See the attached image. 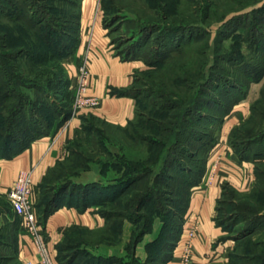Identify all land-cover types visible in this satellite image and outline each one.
Returning a JSON list of instances; mask_svg holds the SVG:
<instances>
[{"label":"trees","instance_id":"1","mask_svg":"<svg viewBox=\"0 0 264 264\" xmlns=\"http://www.w3.org/2000/svg\"><path fill=\"white\" fill-rule=\"evenodd\" d=\"M107 1L99 0L103 25L110 36L111 30L123 28L124 31L118 39L111 37L115 52L123 59L141 60L145 70L166 69L177 81L178 91L180 85L186 83V90L181 91L187 95L188 102L184 103L183 97L177 98L174 94L169 101L163 97L164 93H159L158 97L163 98L165 104L153 100L150 103L152 108L146 113L138 112L141 99L151 101L154 98L152 93H145V90L136 87L139 69L135 70L131 86L117 93L130 94L136 99L134 118L137 117L138 123H144L150 129L143 135L136 133L135 138L146 146L148 154L146 159L122 161L121 168H114L119 174L106 182L95 181L83 185L82 190H74L77 184H73L66 166H71L74 158L83 157L86 150H72L71 146L77 143V139L69 143L66 148L69 156L61 158L40 184V197L36 204L39 221L43 225L48 215L63 204L78 209L93 205L104 218V225L65 232L56 244L58 263L164 264L170 259L182 232L191 188L203 178L208 155L216 144L224 119L248 95L250 84L261 82L259 96L250 105L251 112L244 122L234 128L230 141L238 158L253 162L256 179L252 187L244 192L223 184L215 214L217 224L226 232L225 237L234 242L228 250V264H258L260 255L252 252L260 242L251 240L250 235L259 229L264 230V203L261 202L264 197V170L259 166L260 162H264V4L258 9L262 14L257 10L240 12L217 31L215 41L218 43L234 35L246 43L250 56L247 59L242 56L240 64H235L234 60L231 62L236 65L238 73L219 68L214 74L212 69L203 82L204 86L196 91V84L188 85L187 73L190 71L182 64L191 59L192 46L208 36L205 26L198 24L197 20H170L169 17L178 12L165 1L160 14L164 22L160 18L158 22L153 18L141 21L137 16H125L110 29L109 25L117 19L106 17ZM81 2L0 0V18H6L11 23L0 35V159L10 158L34 139L55 132L70 117L72 84L64 59L79 44ZM209 8L206 4L204 10ZM220 84L221 92L215 95L214 90ZM66 97L70 99V104L62 100ZM170 109L175 112L167 114ZM134 118L126 125L118 126H130ZM92 119L110 124L92 115L82 117L81 127L88 135V143L94 131L89 126ZM96 142L101 143L100 139ZM51 175L55 179L53 184L48 183ZM228 193L245 195L233 204L232 216L224 220L222 205ZM8 207L11 208L10 205ZM157 218L162 226L157 237L146 243V257L141 260L136 255L135 246L144 234L150 232ZM17 220L0 226V245L10 247L14 258L19 260L16 255ZM126 220L133 225L129 240L124 245V255L99 256L89 251L87 245L118 244ZM226 221H233L229 225L233 232L227 230ZM237 223L242 224L238 226ZM86 234L90 235L88 239ZM249 244L248 252H237V247ZM82 256L84 259L80 260ZM12 259L13 256L0 257V261Z\"/></svg>","mask_w":264,"mask_h":264},{"label":"crops","instance_id":"2","mask_svg":"<svg viewBox=\"0 0 264 264\" xmlns=\"http://www.w3.org/2000/svg\"><path fill=\"white\" fill-rule=\"evenodd\" d=\"M80 8L79 44L64 59V63L72 84L78 66L84 60L87 61L91 74L88 94L98 97L100 104L94 109L81 110L66 126L34 139L12 157L0 159V197L4 200H7L6 192L12 186L18 171L30 170L34 187L32 198L37 204L43 178L64 156L69 143L85 135L81 127L82 117L92 115L110 124L124 126L135 116L136 99L130 94L117 92L131 86L134 71L145 68L144 63L139 59H123L115 52L108 29L103 25L104 16L99 0H82ZM252 91L253 87L250 86L248 95L239 101L224 119L216 144L208 155L203 178L191 188L178 243L173 248L170 259L164 264H179L185 231L195 217H198L199 227L193 240L190 264H228V250L234 242L225 237L226 232L215 220L216 204L223 184L230 185L238 192H244L252 187L256 179L253 162L238 158L230 145L234 128L244 122L251 112L250 105L255 97ZM95 207L90 205L78 209L73 205L63 204L45 219L43 227L50 238V256L55 264H59L56 244L65 232L83 227L95 229L104 225V218L96 212ZM13 219L17 220V216L11 208L1 205L0 226ZM132 225L127 220L124 222L122 239L118 244L99 243L86 247L99 256L124 255V245L129 240ZM161 226V221L155 219L150 232L144 234L136 244L135 252L141 260L146 257V243L157 237ZM16 236V255L19 260L24 264L26 260L37 263L38 258L31 237L21 231L19 220Z\"/></svg>","mask_w":264,"mask_h":264},{"label":"rangeland","instance_id":"3","mask_svg":"<svg viewBox=\"0 0 264 264\" xmlns=\"http://www.w3.org/2000/svg\"><path fill=\"white\" fill-rule=\"evenodd\" d=\"M165 1H167L168 4L170 3L173 10L177 9L176 12H178L177 15L170 16V20L175 19V22H191V20H197L196 22H198V24L205 26L208 30V36H205L204 39H201L200 42H197V44L192 46L191 51L193 55H191V59L189 60L187 55L188 60L182 64L184 69H188L190 71L187 73L189 81L188 85L196 84V91L199 90L202 86H204L203 82L208 79V74L212 69L215 71L214 74H217L219 68H226L237 74L238 70L235 68L236 62L239 63L242 56H244L243 59H247L250 56L245 48L246 43L242 42L241 38L235 35L225 39L222 43H218L215 41L217 31L222 28L223 24L227 20L237 14H240V12L242 14L252 12V10L258 11V9L263 6L264 0H108L106 3L107 7L105 8L107 13L106 17L109 20L111 18L117 19L116 22L109 25V28L111 29L115 27L125 18V16H137L141 21L153 18L154 21L156 20L158 22L160 18L161 22H164L165 20H162L160 14L161 7L165 4ZM206 4L210 6L208 11L204 10ZM193 9L197 10L192 11ZM258 13L262 14V11L261 13L258 11ZM7 20L8 19L6 18H0V35L5 31L6 27L11 24ZM122 29L123 28L111 30V37L114 39L120 38L121 34L124 35V31ZM232 60L235 62L234 65L231 63ZM136 74V87L142 88L146 91L145 93H152V97L154 98L151 101L141 99L137 106L138 112L143 111L146 113L150 108H152L150 103L153 100H157L159 103L161 102L162 104H165L164 99L158 97L159 93H164L166 97H163L165 99L168 98L169 101L174 98V94V96L177 95V98L178 96L179 98L183 97V100L185 101L184 103L188 102L187 95L185 92L183 93L181 91L186 90L184 89L186 83L181 84V89L178 91L176 88L177 81L174 80V76L170 75L166 69H139ZM169 77H171V79H169ZM261 84V82L260 84H250V86L253 87L252 94H255L254 99L259 96ZM218 91L221 92V84L214 90L215 95L219 94ZM68 97L62 99L66 104L67 102L70 104V99ZM173 112H175L174 109L166 111L167 114H172ZM136 120L137 117L134 118L132 125L127 127L110 125L100 121L99 119H92L91 124L88 123V125L90 124L89 126H91L94 130L91 133L92 135L89 143L87 142L88 135L85 134L80 139H77L76 144L73 143L71 146L72 150L75 151L79 149L83 151L85 149L86 151L84 152V156L74 158V161H71L72 165L66 166V170H69V176L73 184H77L74 187V190H82L81 187L83 185L91 182H106V180L113 178V176L118 173L115 169L121 168L120 164L122 161L127 162L128 160L137 161L146 159L148 154L146 146L141 142H137L135 134L141 133L143 135L145 134V131L150 128L144 123H138ZM164 123L167 124V122ZM97 139H100L101 143H97ZM103 148H105V150H103ZM115 154H117V157L114 156ZM63 155L62 159L69 156L67 149ZM259 166L261 167V170H264V162H260ZM123 168L126 169V167ZM52 178L53 176L51 175L48 183H55V179L53 178L54 180H52ZM243 195H245V193H236L235 195L228 193L224 197L225 202L222 205L224 220H226L229 216H232V211H234L232 210L233 204L235 205L236 202H239L240 196ZM261 202L264 203V197L261 198ZM9 204V201L0 197V206H9ZM230 222L231 221H226L225 226L228 227L227 230L229 232H233L229 229V225H231L233 221L232 223ZM237 224L238 226H241L242 223ZM85 236L87 237L86 239L90 237L89 234H86ZM250 238H252L251 240H254V242H260V245L257 246L256 250L254 249L252 253L260 255V261H258V264H264V230L259 229L253 232L250 235ZM249 247L250 244L245 247L241 245L237 247V252H248ZM5 256H13V259L7 261L1 260L0 264H24L22 261L14 258V252L10 247L0 245V257ZM82 259H84L83 256L80 260Z\"/></svg>","mask_w":264,"mask_h":264},{"label":"built area","instance_id":"4","mask_svg":"<svg viewBox=\"0 0 264 264\" xmlns=\"http://www.w3.org/2000/svg\"><path fill=\"white\" fill-rule=\"evenodd\" d=\"M91 74L84 60L77 69L75 80L72 83L71 114L63 126H66L73 116L84 109H94L100 104V99L89 95V84ZM33 182L30 170H20L6 192L7 200L11 209L19 220L21 231L31 237L35 248L37 263L26 260L25 264H55L50 251L48 235L45 228L39 221L38 209L32 198ZM199 220L195 217L185 231L183 247L180 254L179 264H190L193 247V240L198 232Z\"/></svg>","mask_w":264,"mask_h":264}]
</instances>
